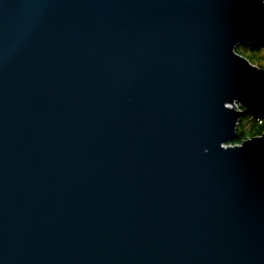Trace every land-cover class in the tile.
<instances>
[{"label": "water", "instance_id": "water-1", "mask_svg": "<svg viewBox=\"0 0 264 264\" xmlns=\"http://www.w3.org/2000/svg\"><path fill=\"white\" fill-rule=\"evenodd\" d=\"M264 0H0V264H264Z\"/></svg>", "mask_w": 264, "mask_h": 264}, {"label": "trees", "instance_id": "trees-1", "mask_svg": "<svg viewBox=\"0 0 264 264\" xmlns=\"http://www.w3.org/2000/svg\"><path fill=\"white\" fill-rule=\"evenodd\" d=\"M235 53L246 58L253 66L264 68V39H254L235 47ZM235 129L237 140L233 144H240L244 140L261 136L264 133V107L241 108Z\"/></svg>", "mask_w": 264, "mask_h": 264}, {"label": "rangeland", "instance_id": "rangeland-1", "mask_svg": "<svg viewBox=\"0 0 264 264\" xmlns=\"http://www.w3.org/2000/svg\"><path fill=\"white\" fill-rule=\"evenodd\" d=\"M264 69V68H263ZM237 145H239V144H237Z\"/></svg>", "mask_w": 264, "mask_h": 264}]
</instances>
